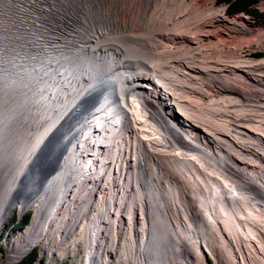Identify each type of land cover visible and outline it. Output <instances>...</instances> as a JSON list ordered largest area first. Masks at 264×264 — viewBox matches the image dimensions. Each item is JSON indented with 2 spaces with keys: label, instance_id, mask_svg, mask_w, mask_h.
<instances>
[{
  "label": "bare ground",
  "instance_id": "6f19581e",
  "mask_svg": "<svg viewBox=\"0 0 264 264\" xmlns=\"http://www.w3.org/2000/svg\"><path fill=\"white\" fill-rule=\"evenodd\" d=\"M112 1L0 0V131L7 128L0 132V226L15 210H34L0 264L43 240L62 243L80 219L87 235L81 264H106L103 237L116 238L122 218L142 224L132 239L139 264H205L198 243L206 246L208 223L223 229L231 264L264 262V240L249 228L255 244L244 223L264 218V111L257 108L264 110V82L248 79L264 60L242 57L239 42L231 56L208 57L226 44L217 29L242 26L233 18L230 26L213 24L220 9L202 16L193 6L185 21V0H115L110 13ZM201 22H212L205 34L217 42L210 46L201 30L197 42L175 27ZM149 27L179 47L169 49L154 34L147 42ZM8 130L17 135L7 138ZM44 144L42 158L54 163L32 182L25 168ZM196 168L208 186L196 181ZM24 181L35 191L24 194Z\"/></svg>",
  "mask_w": 264,
  "mask_h": 264
},
{
  "label": "rangeland",
  "instance_id": "374dc122",
  "mask_svg": "<svg viewBox=\"0 0 264 264\" xmlns=\"http://www.w3.org/2000/svg\"><path fill=\"white\" fill-rule=\"evenodd\" d=\"M105 1L106 0H96L97 6L101 7ZM114 1L115 0H113L109 4V7L114 8V10L110 11V13H114L118 9V5ZM185 2L190 5L189 9L186 10L185 14L183 15L184 18H185V21L191 18L190 14L192 12H190V11H191V9H193V6H194L195 10L197 9L196 13L198 15L202 14V16H204L203 13L206 12L207 10H210V11L213 10L212 12H214V10L220 9L221 10V15L226 20H224L223 17H218V18L216 17V18L212 19L213 20L212 22L215 21L213 24L217 23V24H223V26H225V25L230 26V24L227 22V20H230L229 18H233L234 20H237L238 22H240L241 25H242L241 27L237 26L239 30H237V31L233 30L230 33L225 31V30H223V29H221V30L217 29L215 33L220 35L223 38H226L227 41L226 40H222L223 42H226V44L224 43L225 47L221 46L222 50L219 51V52L217 50H215V52H213L211 50L210 51L211 53L208 54V57H212L214 59V61H215V58L218 55H220V53L223 55V56H221L222 58L227 57V56H231L232 55V51L234 50V47H235L234 44L239 42V43H241V46L239 48V54L242 57H245V58L251 59V60H260V59L264 60V18H262V16H261V15L264 14V0H257L254 3H252L250 5V7H249V11H246V12H235V13H227L226 3L221 1V0H185ZM98 7H95V8L98 9ZM133 16H135V15L133 14L132 18H134ZM218 19H220V20H218ZM212 22L205 23L204 26H203L202 22L200 24L199 23H197V24L191 23L190 25H188V23H187V26L186 25L183 26V24H185V22H183V24L181 25L182 27L181 26H175V27H180L179 29H181L182 32L186 33V35L194 36L195 32L197 30H201V31H198V32H202V33L204 32V34L207 33L206 31H209V28L211 26L210 23H212ZM206 24H209V25H207L209 28L206 26ZM154 25L157 28L160 27L159 22L154 23ZM240 29H241V31H240ZM136 30L137 29H134V31H136ZM142 31L143 30H139V32H142ZM145 31L149 32L148 33V41L147 42H151V36L154 34L153 27H149ZM159 31L160 30L158 29V31L155 32L154 36H156L158 40L164 42L169 49H171V48L174 49V48H178L179 47V42H178V40L176 38L162 39L161 37L157 36ZM245 31H248V32H245ZM226 35H228L229 37H226ZM209 36H211V35H208V36L206 35L207 38L205 36L202 37L203 38L202 42L207 44L208 46L212 45L213 42L214 43L217 42V39H214L215 36H212V37H209ZM209 38L210 39L212 38L214 40L211 41V40H209ZM193 39L197 40V42H199V39L196 36H194ZM152 46L155 47V48H158V49L163 48L162 45H159V42H156V43L152 42ZM228 46H231V47H228ZM170 55L171 54H168V56H170ZM215 55H217V56H215ZM214 56H215V58H214ZM151 60H154V59H151ZM21 63H23V62H21ZM257 68L258 67H255V69L252 68L250 70L249 73H253L252 75H254V77H252V78L249 77L248 79L252 80V79H256V78H261L262 82H264V79H263L264 76H262L263 77L262 78L260 75L257 74L258 73L257 71H259V72L261 71V73H264V68L263 69H261V68L257 69ZM256 69H257V71H256ZM228 71L233 72L231 70H228ZM228 71L227 70H222V71L219 72V74L221 73L222 76L223 75H227L226 77H228L229 74H230ZM192 72L194 73V71H191V74H193ZM231 74L234 75L233 78H238L237 73H235V74L231 73ZM193 75H197V73H194ZM243 76H248V75L243 74L238 79L244 80L242 78ZM245 80H246V78H245ZM199 81L202 82L203 84H205L203 80L199 79ZM243 82H247V83L251 84V82L248 81V80L247 81H243ZM205 86L209 87V84H205ZM29 88H31V87H29ZM111 98H112V95H111ZM9 99L11 100V98H9ZM80 102H81L82 105H83V103H85L83 100H80ZM245 103L248 104V102H245ZM251 103H254V102H251ZM245 106L246 105H244L245 109H254L255 108V106H252V105H248L246 107ZM257 108L262 110V111H264L263 109H261V106L257 107ZM114 115H115V112H114ZM117 118L121 119L122 116H117ZM8 123L9 122H7L6 127L8 126ZM25 123H26L25 121H24V123H22L23 126L25 125ZM3 130L6 132L7 128L5 129V127H3V129H1V131H3ZM8 131L10 133H6L7 134L6 135L7 138L10 137L11 133H12V135H14V134L17 135L16 131H14V130H11V131L8 130ZM144 133H145L146 136L149 135V137H150V134H152L153 132H148L147 131V134H146V132L144 131ZM153 134H154V136H151L150 137L151 139L148 138L151 141H155V138H156L155 133H153ZM26 150H28V152H29L30 149H26ZM164 153H167V151H165ZM142 154L145 156V151H142ZM10 156H11V154H9V158H10ZM48 159H50V158H47V160ZM48 162H50V161H48ZM169 168L170 167H168V169ZM172 168L173 167H171L168 170V173H169V171L171 173V169ZM196 169H198V171H200V173L202 172V170H200V168H196ZM202 175H203V173L198 174L196 181H198V183L202 187H204L205 185L208 186V183L204 184L203 183L204 181L202 182V180H201ZM205 177L206 176H204V178ZM170 178H171V175H170ZM177 178H179V180L181 181V176L177 177ZM129 181H131V180H129ZM128 183H130L128 185H132V183H134V181H131V182H128ZM181 183H183V182H181ZM213 188L218 189V187H216L215 185H213ZM211 193H214L213 197L217 196L216 192L211 191ZM184 196H182L183 199L184 198L186 200L189 199L188 195L184 194ZM130 198L132 199L133 197H130ZM125 206H126L125 207L126 210L128 212H130L129 209H127V208H129V205H125ZM209 209H211V208H208V211H210V213H212L213 211L209 210ZM15 212L17 214H19L20 216H18ZM213 214H215V213H213ZM33 215H34V210H33V208L29 207L26 210H24V212L21 213V214H20V212L15 210L7 218H5L4 222L0 226V259H3L7 253L8 254L10 253V251L12 249V246H11L12 242L18 236V234L21 233L23 231V229H25L29 225ZM24 217H27L26 218V222L24 224H22V225H17V223L21 219H23ZM83 220L80 219L79 221L76 222L73 231L67 229V231H68V234L66 235L67 238L65 237L64 240H62V243L56 244V243L49 242V243L46 244V241L43 240L44 242L41 241V242L35 244L28 251H26L24 254L17 256L15 259L11 260L8 264L14 263L15 261L21 259L23 256H25L26 254H29L31 252L34 253V258H33V261H32L33 264H35L36 260H39L40 264H81L82 263V258H83L82 255H83V252H84L83 241L82 240H84V238H86V236H87V235H84V234H86L85 233L86 232V228H85L86 224L84 223ZM202 220H204V219H200L199 221L201 222ZM129 221L130 220L127 219V218H122L121 228L118 230L119 233L116 236H114L116 238H113V234L112 233L108 234L106 237H103V238H105L104 239V245H103V252L105 250L106 253L107 252L109 253V258H107L106 264H139V260L136 258L137 255H135L137 252H136V250L134 248V245H133L134 242L132 241V239L135 237V234L136 235H140V232H139L140 230L139 229H140V227H142V224L140 223V219L139 218L135 219L132 222V224H130V223L128 224ZM205 221H206V219H205ZM109 222L110 223H108V224H111L112 221H109ZM251 222L249 220V224L250 225L248 224V222H244V223L247 224V226H249V227H246V228H248L247 234L250 236V238L253 239L254 243L257 244V241H258L256 239L257 235L258 236L260 235L261 238L264 240V218L256 220V222H252V223ZM82 223L85 224V227H84V225ZM254 223H256L255 226H252V225H254ZM63 224L65 225L66 222H64ZM202 224L205 225V227L207 226L206 225L207 223L204 222V221H202ZM111 225H113V224H111ZM131 225L134 227V232H132L133 235L131 234V231H130L131 229L129 228V226L131 227ZM178 225H179V223H178ZM179 226H181V225H179ZM191 228H192V224L190 225V229ZM249 228L255 233L256 236L254 234H252L251 231H249L250 230ZM190 229L188 231H190ZM112 230H113V228H112ZM220 230L222 231L223 229L220 228ZM220 230L216 231V229H214L213 225L211 226L210 223H208V227L207 228L203 229V236H205V239H206V246L202 242H200V243H198V249L201 251L200 253L202 254V256L204 255V257H205V260H206L205 264L206 263L207 264H221V263L222 264H231L230 261H229V257L227 256V252L226 253L224 252V249L226 250V247H223L224 248L223 250L221 248L224 245L222 244V239H220V237H221L220 236V233H221ZM217 233H218L219 236L217 235ZM199 234H201V233H199ZM225 234H226V232H225ZM215 239H218L219 241H217V240L215 241ZM225 239H227V237H225ZM113 240L116 241L115 244H113L114 243ZM212 240L215 241V242H213ZM138 244H139L138 241H136V246ZM207 245H209V247ZM263 245H264V241H263ZM233 247L237 251L238 246L237 245L235 246V244L233 243ZM209 248L213 251V253L217 256V258H215V256H213L212 253H210ZM134 250H135V253H134ZM248 252L250 253L249 255H252V253L254 254V252H252L251 248H249ZM10 259H12V258L9 257L8 260H10ZM215 259L216 260L218 259V260L216 261ZM256 259H258V258H256ZM256 259L255 258L252 259V257H250V259L246 258L244 263L245 264H264V262H262L260 259H258V260H256ZM103 261L105 262L104 258H103ZM244 263H240V264H244ZM235 264H238L237 261H236Z\"/></svg>",
  "mask_w": 264,
  "mask_h": 264
},
{
  "label": "water",
  "instance_id": "95a60500",
  "mask_svg": "<svg viewBox=\"0 0 264 264\" xmlns=\"http://www.w3.org/2000/svg\"><path fill=\"white\" fill-rule=\"evenodd\" d=\"M112 94V92H111ZM47 148L48 144H44V147H41L36 155H33L30 163L27 165L25 168V175L27 176L26 179H29L30 181H38L39 179L42 178L44 174H47L49 170H51V166H53V161L54 159H43L42 156L43 154L40 153V150L43 148ZM43 150H41L42 152ZM50 161V163H47ZM51 164V165H50ZM28 182V181H26ZM24 194L28 195L29 193L34 192L32 184L28 183L26 184L25 181L21 182Z\"/></svg>",
  "mask_w": 264,
  "mask_h": 264
},
{
  "label": "trees",
  "instance_id": "16d2710c",
  "mask_svg": "<svg viewBox=\"0 0 264 264\" xmlns=\"http://www.w3.org/2000/svg\"><path fill=\"white\" fill-rule=\"evenodd\" d=\"M226 3L227 13H235V12H246L249 11V7L252 3L257 0H221ZM264 18V14L261 15ZM26 218L21 219L17 225H22L26 222ZM34 253L31 252L26 254L21 259L15 261L12 264H33Z\"/></svg>",
  "mask_w": 264,
  "mask_h": 264
},
{
  "label": "built area",
  "instance_id": "2783aa9c",
  "mask_svg": "<svg viewBox=\"0 0 264 264\" xmlns=\"http://www.w3.org/2000/svg\"><path fill=\"white\" fill-rule=\"evenodd\" d=\"M0 261H1V259H0Z\"/></svg>",
  "mask_w": 264,
  "mask_h": 264
}]
</instances>
